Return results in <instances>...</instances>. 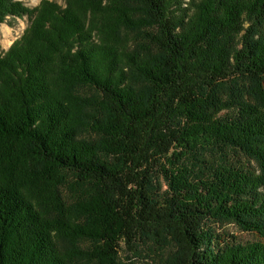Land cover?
Masks as SVG:
<instances>
[{
	"label": "trees",
	"instance_id": "trees-1",
	"mask_svg": "<svg viewBox=\"0 0 264 264\" xmlns=\"http://www.w3.org/2000/svg\"><path fill=\"white\" fill-rule=\"evenodd\" d=\"M24 16L0 54V264L147 243L264 264L215 229L264 238V0H0V23Z\"/></svg>",
	"mask_w": 264,
	"mask_h": 264
},
{
	"label": "rangeland",
	"instance_id": "rangeland-1",
	"mask_svg": "<svg viewBox=\"0 0 264 264\" xmlns=\"http://www.w3.org/2000/svg\"><path fill=\"white\" fill-rule=\"evenodd\" d=\"M29 8H35L44 0H22ZM66 5V0H49ZM188 1V0H187ZM187 5V4H185ZM30 17L24 16L22 18L9 17L5 22L0 23V54H5L11 45L17 41L26 31L30 24ZM231 87V80H228L219 88L221 94L229 90ZM255 168V164H252ZM215 229L222 234L229 242H240L243 244L251 243L253 241H264L258 233L242 230L235 223H223L215 227ZM160 246L152 243L144 244L140 247L138 252L126 249L121 251V258L128 264H163L166 251Z\"/></svg>",
	"mask_w": 264,
	"mask_h": 264
}]
</instances>
